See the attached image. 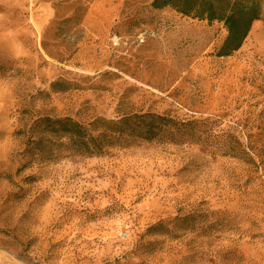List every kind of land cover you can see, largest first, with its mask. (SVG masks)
Instances as JSON below:
<instances>
[{
	"label": "rangeland",
	"instance_id": "obj_1",
	"mask_svg": "<svg viewBox=\"0 0 264 264\" xmlns=\"http://www.w3.org/2000/svg\"><path fill=\"white\" fill-rule=\"evenodd\" d=\"M154 1L0 0V264H264V0H205L255 9L226 56L201 0ZM142 114L199 134L108 127ZM44 118L113 141L79 155Z\"/></svg>",
	"mask_w": 264,
	"mask_h": 264
},
{
	"label": "trees",
	"instance_id": "obj_2",
	"mask_svg": "<svg viewBox=\"0 0 264 264\" xmlns=\"http://www.w3.org/2000/svg\"><path fill=\"white\" fill-rule=\"evenodd\" d=\"M180 1L181 0H155L154 5L157 7L171 5L179 9L178 6L180 5ZM201 1L202 4L197 6L196 10L193 8L190 12L194 11L195 15L200 19H205L209 22L220 20L224 23L227 30V37L220 48L218 55H229L241 46L252 22L257 19L255 9L253 6L250 7V4L245 6L233 4L227 15L214 18L213 15L207 14V12L211 13L210 7L202 8L205 5L203 3H206L205 0ZM116 124L117 123H110L108 124V127L111 129L110 131L112 134L117 133V136L123 139V141H125L128 136L146 142L160 141L181 143L186 139H191L189 137L197 136V134H199V132L195 131L193 125L195 123L179 121L165 115L142 114L133 117H123L118 121L117 130L114 128ZM38 125L45 127L50 132H59L66 136L69 144L68 148L79 155H101L104 153V138L108 137V142L110 143L113 141L112 136L105 137L104 134L93 136L82 124L73 121L70 118L54 120L44 118L39 121ZM122 126H127L126 130L130 132H128V134L123 133ZM236 151V155L244 153L238 149ZM159 227H161V223L147 230V234L155 233Z\"/></svg>",
	"mask_w": 264,
	"mask_h": 264
}]
</instances>
